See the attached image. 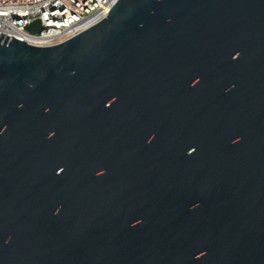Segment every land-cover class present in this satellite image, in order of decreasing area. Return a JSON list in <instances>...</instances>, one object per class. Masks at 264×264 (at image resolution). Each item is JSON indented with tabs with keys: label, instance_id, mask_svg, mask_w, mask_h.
Here are the masks:
<instances>
[{
	"label": "water",
	"instance_id": "obj_1",
	"mask_svg": "<svg viewBox=\"0 0 264 264\" xmlns=\"http://www.w3.org/2000/svg\"><path fill=\"white\" fill-rule=\"evenodd\" d=\"M239 30L264 38V0H119L55 45L0 36V264H264V139L224 172L214 160L208 173L130 175L145 191L131 186L126 206L108 208L102 189L95 203L49 204L43 188L45 163L58 169L48 136L96 128L105 153L108 126Z\"/></svg>",
	"mask_w": 264,
	"mask_h": 264
},
{
	"label": "flooded vegetation",
	"instance_id": "obj_2",
	"mask_svg": "<svg viewBox=\"0 0 264 264\" xmlns=\"http://www.w3.org/2000/svg\"><path fill=\"white\" fill-rule=\"evenodd\" d=\"M192 66L174 89L144 99L138 113H127L116 131L108 126L103 154L96 128L89 136L81 126L70 134L54 132L57 141L48 136L43 143L48 153L57 149L58 169L45 163L46 202L81 205L90 192L95 203L102 189L108 208L126 206L131 186L145 188L129 184L130 175L150 173L156 181L163 175L208 173L214 160L224 172L227 156L240 159L245 144L264 139V38L251 30L223 33ZM100 174L107 178L105 186L98 182Z\"/></svg>",
	"mask_w": 264,
	"mask_h": 264
},
{
	"label": "built area",
	"instance_id": "obj_3",
	"mask_svg": "<svg viewBox=\"0 0 264 264\" xmlns=\"http://www.w3.org/2000/svg\"><path fill=\"white\" fill-rule=\"evenodd\" d=\"M119 0H0V36L36 46L61 43L104 19ZM40 20V33L26 27Z\"/></svg>",
	"mask_w": 264,
	"mask_h": 264
}]
</instances>
